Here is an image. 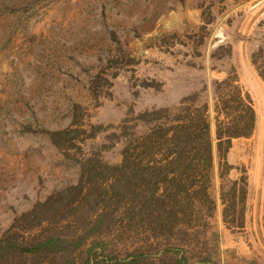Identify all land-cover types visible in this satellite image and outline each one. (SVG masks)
Returning a JSON list of instances; mask_svg holds the SVG:
<instances>
[{"label":"rangeland","instance_id":"obj_1","mask_svg":"<svg viewBox=\"0 0 264 264\" xmlns=\"http://www.w3.org/2000/svg\"><path fill=\"white\" fill-rule=\"evenodd\" d=\"M261 46L264 0H0V264H127L112 259L141 245L157 250L161 239L134 226L140 206L128 210L125 203L131 171L114 174L123 205L109 211L113 221L103 231L88 233L89 221L81 225L70 215L30 228L22 216L80 182L83 191L64 195L84 198L90 184L83 167L98 157L119 165L129 134L156 124L135 119L146 111L209 104L215 136V91L229 76L249 92L257 123L252 135L233 139L225 158L214 143L209 192L215 198L218 183L228 187L244 176L245 216L262 215L264 223V80L252 62ZM62 130L67 138L57 134ZM220 162L232 167L224 180ZM111 188L107 181L89 201L99 193L109 198ZM215 213L205 228L171 231L167 240L178 250L166 263L180 255L190 264L204 256L220 261ZM129 216L134 224L125 227ZM51 235L66 242L37 249ZM161 254L143 264H160Z\"/></svg>","mask_w":264,"mask_h":264},{"label":"trees","instance_id":"obj_2","mask_svg":"<svg viewBox=\"0 0 264 264\" xmlns=\"http://www.w3.org/2000/svg\"><path fill=\"white\" fill-rule=\"evenodd\" d=\"M252 62L257 66L260 77L264 80V46L257 53L252 54ZM235 77H227L217 83L215 91V119L216 134L212 135V119L210 117V106L204 104L199 107L192 105L177 107L173 109L146 111L136 120L156 124L143 135L134 136L122 151L123 159L119 165H111L100 157L96 161L89 162L83 167V173H88L89 192L84 198L70 201L64 194L73 189L83 191V184L71 186L62 192L56 193L46 201L38 202L35 207L22 216L28 220L29 227L41 224L43 221H69L84 225L89 221L87 232L97 233L111 226L113 217L110 210H115L123 205L118 197L119 188L117 180L114 179L115 172L131 171L132 177L125 180L130 194L128 210L140 206L143 214L138 224H134V218L129 216L130 227H146L147 231H153L152 238L161 239L157 243V250L147 245L138 246L126 259L122 261L127 264H143L157 253L161 254L160 264L166 263V258L177 251L176 244L167 240L171 231L178 226L185 230H196L207 227L206 218L212 217L216 209V200L212 198L209 188L212 183L211 173L214 169V143L217 145L219 156L225 158L232 141L239 137L252 135L256 128L257 112L249 92L236 83ZM186 101L183 100V103ZM175 109V110H176ZM166 113V114H162ZM153 116L152 118H149ZM57 134L63 138L69 136L66 130L58 131ZM220 177L224 180L231 170V165L220 162ZM109 181L112 195L104 198L105 193L97 194L94 202L89 198L98 193L99 187ZM136 183V187H134ZM230 186L226 187L223 182L220 185L221 200L224 204L223 220L231 229L241 228L245 225V207L247 200V182L244 176L235 180H229ZM142 187L145 189L143 190ZM134 188V189H133ZM137 191V193H136ZM135 194V196H133ZM143 195V199L135 197ZM243 204L238 209L237 205ZM114 206V207H113ZM86 208V209H85ZM88 209H94L95 216L86 215ZM102 210L100 213L98 211ZM66 210V211H65ZM98 213V214H97ZM146 216V217H145ZM206 216V217H205ZM154 224V228H150ZM124 235V233H122ZM96 235V234H95ZM174 237V236H173ZM176 239V238H175ZM178 239V238H177ZM84 238L80 239V242ZM66 240L59 236H48L45 241L38 244L37 249L50 248L59 249ZM36 249H30L33 251ZM86 264H94L88 259ZM172 264H190L189 259L180 255ZM196 264H219L204 256Z\"/></svg>","mask_w":264,"mask_h":264},{"label":"crops","instance_id":"obj_3","mask_svg":"<svg viewBox=\"0 0 264 264\" xmlns=\"http://www.w3.org/2000/svg\"><path fill=\"white\" fill-rule=\"evenodd\" d=\"M215 187L217 205L214 219L216 229L221 237V259L219 264H264L263 216L261 215L260 220H257L255 216H251V213H247L245 225L241 227V229H246L244 233H239L229 228L223 220L224 204L221 200L220 184L218 183ZM257 229H259V233H257Z\"/></svg>","mask_w":264,"mask_h":264}]
</instances>
